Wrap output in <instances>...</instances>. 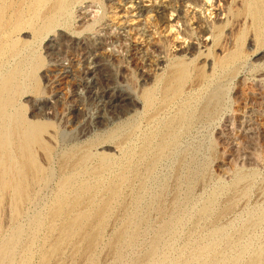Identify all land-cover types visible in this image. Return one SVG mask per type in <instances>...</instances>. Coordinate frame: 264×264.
<instances>
[{
  "label": "rangeland",
  "instance_id": "374dc122",
  "mask_svg": "<svg viewBox=\"0 0 264 264\" xmlns=\"http://www.w3.org/2000/svg\"><path fill=\"white\" fill-rule=\"evenodd\" d=\"M3 1L15 5L3 12L0 57L7 68L21 64L19 80L27 87L19 98L21 108L28 121L46 125L42 138L51 148L48 154L42 146L36 147L38 164L52 173L49 188L38 186L30 195L36 208L53 198L61 176L70 175L75 163L80 162L78 171H87V178L98 170L97 158L83 161L86 153L112 159L110 164L115 165L104 174L106 181L125 160L123 150L140 151L145 136L162 130L180 107H188L194 116L178 126L177 144L164 151L155 169L146 171L143 187L137 178L123 188L122 202L112 209L93 251L83 252L84 240L78 235L96 228L68 239L57 230L50 233L46 245L41 238L36 243L24 240L14 257L0 264H92V255L95 264H264V16L261 26L255 27L248 11L255 0H143L146 10L140 16L126 11L123 0H76L61 16L55 8L57 0ZM192 1L202 7L186 14ZM191 11L197 15V28L192 26L197 19L192 20ZM52 15L57 20L54 29L36 35L35 30ZM175 15L181 21L171 26L169 20ZM142 30L148 31L147 39L141 37ZM239 46L236 66L223 70L220 62ZM36 55L43 63L32 70ZM180 61L190 70L188 84L182 98L165 103L164 79ZM33 78L37 91L31 88ZM146 88L153 101L148 111ZM216 90L222 93L221 108L202 114V104ZM130 125L134 128L126 130ZM117 128L126 130L125 137L108 140ZM135 162L144 171L142 163ZM206 206L209 211L204 214ZM135 214L145 217L138 237L116 255L111 237L127 216ZM172 215L176 224L164 234L157 254L146 258L154 236ZM1 226L7 236L15 230L8 208ZM129 226L131 231L134 224ZM25 249L32 254L22 263ZM42 249L49 250L47 257L40 256Z\"/></svg>",
  "mask_w": 264,
  "mask_h": 264
},
{
  "label": "bare ground",
  "instance_id": "6f19581e",
  "mask_svg": "<svg viewBox=\"0 0 264 264\" xmlns=\"http://www.w3.org/2000/svg\"><path fill=\"white\" fill-rule=\"evenodd\" d=\"M75 1L76 0H57V2L55 4V8H57V10L59 11L58 13L56 12L57 14H59L58 16L66 15V13H68L69 6L71 5V3L75 2ZM123 1L125 2L124 6H126V7H124L125 10L126 11L130 10V12H134V13L136 12V15L139 14L138 16L143 14L144 9L146 10V8H144V6L142 5L143 0H123ZM38 2H39V0H35V3H38ZM145 2H146V0H145ZM145 2H144V4H145ZM192 3L185 10L186 14L189 13L191 8L195 9L197 7H202V5L198 6L193 1H192ZM212 4H213V2H212ZM14 5L15 4H13L12 1L10 2L9 5L8 4L6 5V3L3 0H0V23L3 19V12L5 11L6 6L13 8ZM207 7H208V5H207ZM210 7H212V5ZM147 9H149V8H147ZM215 10H217V9H215ZM248 11L250 13V16L252 17L254 26L259 28L261 26V24L263 23L264 4L260 0H255L254 3H251V5L249 6ZM191 12H192V16H193L192 20L197 19L196 22L192 23V26L194 27L198 23V18H197L196 13H193V11H191ZM56 13H55V15H56ZM96 14H97V12H96ZM52 16L53 17H48V19L37 30H35L36 35H38V36L47 35L54 29V27L56 26L57 20H55L54 15H52ZM175 16L176 17L174 19L172 17L173 21L168 19L169 22L171 23V26H172V22H174L175 25H177L181 21V18L179 15H175ZM184 16H186V15L184 14ZM55 17H57V15ZM157 17H158V15H157ZM218 19H220V18L218 17ZM202 20H204V19H202ZM189 21H191V19ZM204 22H202V24ZM162 23H164V22L162 21ZM188 23H190V22H188ZM29 24H31V23H29ZM145 24H144V27H145ZM154 25H156V24H154ZM175 25H173V26H175ZM175 28H176V26H175ZM195 28H197V25L195 26ZM138 29H135V31ZM169 29H171V27H169ZM176 30H178V29H176ZM171 31L172 30H170V32ZM146 33H148V31H146ZM146 33H145V30H142V36L141 37L146 38ZM178 33H180V32H178ZM206 33H208V32H206ZM125 34H126V32H125ZM148 39H149V37H148ZM183 47H184V44H183ZM2 48H3V46L0 43V51L2 50ZM179 48H180V46H179ZM154 51H155V49H154ZM151 52H153V51H151ZM148 55H149V53H148ZM156 57H155V59H156ZM240 58H241V48L239 46L230 56H228L227 58H224L220 62V65L222 66L223 70L227 71L228 69H231L232 66ZM153 62H154V59H153ZM31 63H32L31 68H32V70H34L43 63V59H42V57L36 55L35 57L32 58ZM154 64H156V63H154ZM24 65H25V63H24ZM161 65H163V64H161ZM234 66H236V65H234ZM162 67H164V66H162ZM160 69H162V68L160 67ZM189 71H188V67H187L186 63L182 62V61L176 63L171 68L167 77L165 76L166 78L164 79L163 102H165V103L172 102L181 96L183 90H185L184 87H185V85H186V83L190 77ZM20 72H21V64L20 63L19 64L17 63L12 67L7 68L6 61H3V59H1V57H0V245L3 244V246L0 247V260L1 261L11 260L17 251L16 247L18 245L22 244L23 241L26 239L33 241V242L35 240V243H36V241L39 238H41V240L43 239L44 245H46V243H48V241H49L50 233H52L53 231L58 230L60 232L62 239H68L77 233L79 234L80 231L86 232L91 227H94L97 229L96 231H91V232H87L85 234L78 235L79 239L84 240V243L82 244L83 245V252L84 251L85 252H91V251H93V249L97 245V242H98L99 236L102 233V230L105 228L106 224H108L107 222L110 218V213H111L112 209L116 205H120V203L122 202L121 199H122L123 188L127 185H130L132 180L133 179L137 180V178L140 179V182H141L140 188L143 187V181L146 178V171L148 173H150L153 169H155L159 160L163 156L164 151L166 149L172 148L173 146H175L177 144V141L179 139V134H180L178 126L180 124L190 123L194 115L189 112L192 110H189L188 107H186V106L180 107L179 113L177 114V116L174 117L173 119L169 120L168 122H166L164 124V127L162 128V130L155 132L152 135L145 136L144 141H143V147L140 151L136 152V150H134L133 148L132 149L126 148L125 150H123V152L125 153L124 154L125 160H123L122 164L117 166V170H116L117 173L113 177L109 178L106 181H104L103 176L107 171H110L109 169H111V166L114 164V163L110 164L112 159L110 160L109 158L102 157V154H101V156L98 157V156H96V154H94L92 152L86 153L83 156V158H84L83 161H85L87 159H93V158L96 160V158H97V160L100 161L99 166L97 167L98 170L90 173V175H88L89 178H87L85 176L87 175L88 172L87 171L86 172H81V171L79 172L78 166L81 164H79L80 162L77 164L75 163L73 166L74 168L72 169V172L70 173V175L69 174L68 175L67 174L62 175V176L60 175L61 178L59 177L60 181L58 183L56 182L57 183V190H56V194H54L53 198L48 200L47 202H45L44 205L40 209H38V208H36V204L31 201L30 195L32 194V191H35V189H37L38 186H44V188H49L48 186H49V182L52 178V173L49 172L47 169L42 168L38 164L37 155H36V147L42 146L43 150L45 152H47L48 154L51 152V148L49 145H47L43 141V138H42V134L46 131V128H47L46 125L40 124V123H33V122L28 121L25 114L23 113V109L21 108L19 98L27 87L24 86V84H22L19 80ZM148 72H151V71L149 70V71H147V73ZM221 75H222V73H221ZM90 80H92V79H90ZM87 84H88V81H87ZM149 84H150V81H149ZM31 88H33V90H35V91L38 90V84H37V81L34 80V78L32 79V82H31ZM105 93H107V92H105ZM156 95H154V96L156 97ZM114 96H115V94H114ZM108 97H111V96H108ZM180 98H182V97H180ZM144 100L146 102V104H145L146 110L148 111V109L151 107L152 102H153L150 89L146 90V94L144 95ZM107 101H108V99H107ZM193 102H195V101H193ZM119 104H120V102H119ZM198 105H199V103H198ZM221 105H222V93H221V91L216 90L209 98H207V100L202 104V106L200 105L201 106L200 111L202 114L211 115V114L215 113L216 111H219V109L221 108ZM175 106H176V104H175ZM168 107H169V105H168ZM193 107H194V105H193ZM144 109L145 108H143V111H144ZM222 110L223 109H221V111ZM195 116H196V114H195ZM159 118H160V116H159ZM155 120L153 122H155ZM163 121H164V119H163ZM243 123H244V121H243ZM158 124H159V120H158ZM153 125H155V124H153ZM190 126H191V124H190ZM156 127H159V126H156ZM230 127L231 126H229V128ZM133 128H134L133 125H130V126L126 127V130H131ZM126 130L122 131V130H120V128H117L108 134L107 139L110 141H119L120 138L125 137L124 132H126ZM244 130L246 131V129H244ZM132 136H133V134H132ZM140 140H141V138H140ZM134 141H135V139H134ZM135 146H136V144H135ZM151 149L153 150V152L151 151ZM246 159H244V160L247 161ZM135 160L142 163V165L144 166V171H140ZM91 164L93 165V163H91ZM88 171H89V169H88ZM112 173L114 174V172H112ZM159 178H160V176H159ZM151 181H153V180H151ZM248 181L250 182V180H248ZM192 182H193V180H192ZM181 183H182V181H181ZM40 184H42V185H40ZM52 188H53V186H52ZM201 188H203V187L201 186ZM236 188H238V186ZM193 189H194V187H193ZM193 193H194V190H193ZM144 196H145V194H144ZM193 196H194V194H193ZM48 199H49V197H48ZM165 200H166V198L164 199V201ZM188 200H189V198H188ZM150 201H152V199ZM156 201H159V199H155V202ZM133 203H134V201H133ZM189 205H190V203H189ZM6 208H8V211H9V222L11 223V225L12 224L14 225V229H15L14 232L9 236L4 235L3 232H1V230H2V226H1L2 213ZM33 208H35L37 210H34ZM158 208L161 209L160 207H158ZM164 208H166V206ZM197 208H198V206H197ZM113 211H114V209H113ZM171 211L172 210H170V212ZM208 211H209V206H206L203 212H204V214H207ZM176 219H177L176 216L174 217L172 215L171 218H169L164 223H162L160 230L156 233V235L153 238L151 248L148 251V253L146 254V258H152L157 254L156 252H157L158 244L164 238V234L166 232L170 231V229H172L174 227V225L177 222ZM144 221H145V217L138 215V214L127 216V218L123 221L122 226L117 231H115L113 235L111 234L112 237H111L109 244L115 250L116 255L120 254L121 248L124 245L133 242V240L138 237L139 229H140L141 225L144 223ZM132 224H134V227L132 228L131 231H129L128 230L130 227L129 225H132ZM154 233H155V231H154ZM146 235H147V233H146ZM137 244H138V242L136 243V245ZM161 249H162V247H161ZM48 251L49 250L42 249L39 252L41 254L40 256L47 257L49 255ZM95 252H96V249H95ZM126 252H127V250H126ZM31 254H32L31 250L25 249L24 250V259L22 260V263L28 262L30 260ZM94 257L95 256H93V255L91 257V263L92 264H95V259H93ZM139 259H140V257H139ZM93 261H94V263H93ZM119 264H120V262H119ZM254 264H255V262H254Z\"/></svg>",
  "mask_w": 264,
  "mask_h": 264
}]
</instances>
